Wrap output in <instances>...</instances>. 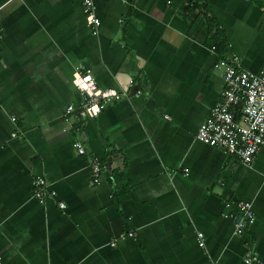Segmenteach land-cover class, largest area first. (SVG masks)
<instances>
[{"label":"crops","instance_id":"0c3cea01","mask_svg":"<svg viewBox=\"0 0 264 264\" xmlns=\"http://www.w3.org/2000/svg\"><path fill=\"white\" fill-rule=\"evenodd\" d=\"M95 6L96 35L83 0H0V263L243 264L247 247L264 263V147L246 167L195 139L224 89L218 60L264 76V0ZM76 67L128 98L66 132ZM36 178L54 199L33 198ZM235 201L255 214L240 237Z\"/></svg>","mask_w":264,"mask_h":264},{"label":"built area","instance_id":"2783aa9c","mask_svg":"<svg viewBox=\"0 0 264 264\" xmlns=\"http://www.w3.org/2000/svg\"><path fill=\"white\" fill-rule=\"evenodd\" d=\"M196 2V0H185ZM95 0H83L82 13L87 26L96 35L100 21L95 15ZM2 20L0 17V60L2 58ZM215 47L211 52H215ZM213 70L223 77L224 89L220 101L209 111L208 117L196 134V141L208 148L217 149L229 157H233L246 167H251L256 156L264 147V76L254 75L240 70L236 63L225 58L218 60ZM75 88L81 95L77 106L69 105L63 113L66 132L75 123L97 118L103 109L110 104L119 103L128 98L127 95L114 90H103L97 85L92 72L76 67L72 74ZM134 87V81L129 82ZM140 95L141 91H136ZM15 118L12 121L15 122ZM13 138L16 136L13 135ZM79 157L85 155L84 147L76 142L73 145ZM106 166L97 160L91 165L93 181L100 177ZM33 198L40 204L54 199L55 194L43 178L31 181ZM60 210L65 209L62 202L56 203ZM224 216L233 222L236 236H243L255 220L252 204L235 201L224 205ZM133 238V234H128ZM198 247H204V236L197 234ZM115 247V244H111ZM243 264H264L252 247H247L242 259ZM1 264V263H0Z\"/></svg>","mask_w":264,"mask_h":264},{"label":"trees","instance_id":"16d2710c","mask_svg":"<svg viewBox=\"0 0 264 264\" xmlns=\"http://www.w3.org/2000/svg\"><path fill=\"white\" fill-rule=\"evenodd\" d=\"M200 6H202V5H200ZM199 5H195V7H200ZM204 6H202V7H200L201 8V10H202V8H203ZM193 8V7H192ZM188 10H191V8H189ZM204 11V10H203ZM205 13V12H204ZM216 47H215V50L217 51V52H222V48L221 47H223V49H224V45H223V43L221 42V44H219V43H217V45H215Z\"/></svg>","mask_w":264,"mask_h":264}]
</instances>
